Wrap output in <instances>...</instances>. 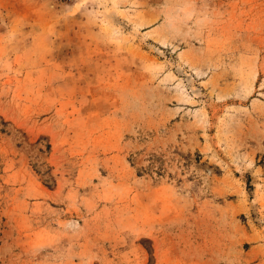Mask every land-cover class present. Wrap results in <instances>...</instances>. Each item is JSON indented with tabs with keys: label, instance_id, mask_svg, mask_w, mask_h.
Here are the masks:
<instances>
[{
	"label": "rangeland",
	"instance_id": "rangeland-1",
	"mask_svg": "<svg viewBox=\"0 0 264 264\" xmlns=\"http://www.w3.org/2000/svg\"><path fill=\"white\" fill-rule=\"evenodd\" d=\"M0 264H264V0H0Z\"/></svg>",
	"mask_w": 264,
	"mask_h": 264
}]
</instances>
